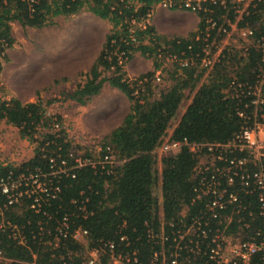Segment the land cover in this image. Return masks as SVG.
Returning a JSON list of instances; mask_svg holds the SVG:
<instances>
[{"label":"trees","instance_id":"16d2710c","mask_svg":"<svg viewBox=\"0 0 264 264\" xmlns=\"http://www.w3.org/2000/svg\"><path fill=\"white\" fill-rule=\"evenodd\" d=\"M158 2L0 0V59L4 60L6 50L14 42L13 22L42 27L57 16L82 11L110 22L111 28L91 66L76 73L82 76L81 80L63 99L86 106L108 83L131 102L122 122L103 136V142L111 146L118 162L111 168L70 169L73 159L69 154L75 147L62 128L54 131L53 116L47 114V106L55 103V99L45 102L40 98L32 102H22L17 97L0 99V123L16 127L20 136L34 145L33 155L25 162L0 163V177L40 172L50 190L49 195L40 199L39 206L33 208L31 197L4 206L6 197L0 193V253L12 264H87L85 247L102 249L100 264L118 255L132 258L133 254L136 262L130 264H170L172 258L177 264H214L208 257L212 235L217 230L224 229L226 234L242 230L237 216L224 228L206 206L209 196L196 197V154L183 147L164 155L158 166L153 151L171 128L172 139L226 143L246 123L251 125L258 120L260 112L250 103L253 97L249 91L264 70L261 49L255 45L245 50L225 48L210 68L201 66L206 48L212 53L211 43L222 40L224 34L218 31V25L233 19L232 9L219 2L205 1L196 12L200 21L195 31L186 37L167 38L147 22ZM254 3L239 25H253L252 38L264 37V4L260 0ZM177 5L179 2L174 7ZM135 54L152 59L154 69L161 66L160 60L164 58H177L165 70L163 87L152 84L153 71L133 81L125 77L123 66ZM1 64L0 60V70ZM76 74L55 77L51 83L72 81ZM136 89L138 97L133 95ZM60 120L61 116L56 115V121ZM227 154L245 155L237 150ZM51 158L55 160L54 167ZM61 159L66 161V171L54 173ZM55 186L58 191H53ZM239 193L242 203L254 212L252 219H246L249 228H243L249 235L264 225L256 215L254 194ZM229 211L230 207L221 213ZM63 217L67 218L68 234L55 241ZM194 220L201 222L208 238L195 235L192 243L188 237L180 239L178 234ZM78 227L87 231L85 245L71 236ZM108 242L114 244L112 251L103 248ZM195 245L201 253L188 251Z\"/></svg>","mask_w":264,"mask_h":264},{"label":"built area","instance_id":"2783aa9c","mask_svg":"<svg viewBox=\"0 0 264 264\" xmlns=\"http://www.w3.org/2000/svg\"><path fill=\"white\" fill-rule=\"evenodd\" d=\"M205 1L212 3L219 2L224 6L228 5L232 9L234 16L232 20H225L222 24L218 25V31L224 34V36L220 42L211 43L214 52L209 53V49L206 48L201 66L210 68L225 48L245 50L251 45H255L261 49V61L264 63V37L252 38L253 25H239L242 18L249 14L250 8L255 6V0H159L158 4L165 9H181L196 13L202 9V3ZM260 1L264 4V0ZM177 2H179V5L175 8L174 6ZM211 25L215 26V22H211ZM168 59L171 61L177 60L175 57ZM179 61L184 65L188 64L186 60L179 59ZM128 80L133 81L135 79ZM151 81L154 86L163 87L166 84L161 70H157L153 74ZM138 83L140 84L142 81H138ZM263 86L264 70L260 73L255 86L249 91L253 97L250 103L256 111L260 112L259 119L251 125L246 123L230 141L218 143L195 142L187 139L176 140L172 139L171 133L167 132L153 151L157 160H160L164 155L175 153L183 147L196 154L198 156L197 163L194 166V174L198 178V186L194 189L196 197H201L202 195L209 196L206 206L211 212L212 218H215L220 224L223 223L224 228L227 227L235 216L238 217V222H242V230L238 234H226L223 229L221 231L217 230L212 235L208 245V257L214 264H264V227L257 228L249 235L244 231L243 228H249V223L246 219H252L254 212L242 203L239 193V191H242L245 194H254L257 204L256 215L262 220L264 225ZM133 95L138 97L137 89L133 92ZM48 115L53 116L54 131L59 132V129L62 127L61 123L56 121V115ZM74 145H76L74 146L75 148L69 154L73 159V165L70 169L84 166L111 168L118 162L111 146L104 143L103 138L97 139L96 137L93 139L92 137H85ZM234 150L244 152L245 155L243 157L228 156L227 153ZM50 162L51 167H54L55 160L51 158ZM65 166L66 161L61 159L58 169L53 172H65ZM44 177V174L40 172L21 173L15 178L12 177L11 173L5 177H0V193L6 197L4 206H10L20 202L24 198L31 197V207H38L40 199L50 194ZM72 177H74L73 174ZM58 190L59 188L55 186L53 191ZM52 196L54 195L52 194ZM229 207L230 211L228 214L221 213ZM67 234V218L63 217L54 239L58 241L60 237H66ZM86 234L87 231L85 229L78 227L72 231L71 236L85 245L84 238ZM195 235L202 237V239L208 238V232L203 228L199 220H194L191 226L178 234L180 239L188 237L189 243L193 242L194 239L192 238ZM103 248L112 251L114 244L108 242L104 244ZM84 251L87 264H100L101 248L85 247ZM188 251L194 254L201 253L198 245L189 247ZM0 257L4 260L7 259L1 253ZM255 257H257V260L254 262ZM112 261H116V264H130L131 262H136V258L134 254L132 258L118 255L110 258L105 264H111ZM170 264H177L176 259L172 258Z\"/></svg>","mask_w":264,"mask_h":264},{"label":"rangeland","instance_id":"374dc122","mask_svg":"<svg viewBox=\"0 0 264 264\" xmlns=\"http://www.w3.org/2000/svg\"><path fill=\"white\" fill-rule=\"evenodd\" d=\"M11 28L14 42L12 47L6 50L7 60L0 59V99L17 97L22 102H32L40 98L45 102L54 98L55 103L47 106V112L61 116V127L73 146L85 137L103 138L104 134L100 132L102 130L96 131L95 127L103 123L104 131H107L110 126L116 124L117 119L104 114L94 120L91 126L88 119L94 112V104L81 106L71 99H63V96L71 92L81 80L82 76H77L76 73L86 71L91 66L111 28V23L82 11L71 16H57L51 24L42 27L22 26L13 22ZM129 61L123 66L125 77L136 79L137 77L130 78L126 75ZM166 62L170 63L166 65ZM171 65L172 61L165 58L164 73ZM135 66L134 61H130L129 69H134ZM75 74L72 81L51 83L55 77ZM49 83L51 85L44 89ZM116 94L119 93H105L100 101L95 103V106L100 108L97 112L106 113L102 109L108 100L119 103ZM33 148L34 145L22 138L16 127L0 123V163L25 162L33 155ZM157 162L159 166V160ZM9 262L11 260H0V264H10Z\"/></svg>","mask_w":264,"mask_h":264},{"label":"crops","instance_id":"0c3cea01","mask_svg":"<svg viewBox=\"0 0 264 264\" xmlns=\"http://www.w3.org/2000/svg\"><path fill=\"white\" fill-rule=\"evenodd\" d=\"M200 21V17L193 12L187 11V10H181V9H165L161 7L158 3L155 5L154 10L151 14V17L149 19V22L152 23L158 34L165 36L167 38H171L174 36H188L191 32L195 31L198 23ZM164 59L160 60L162 62L161 66L158 69H154L153 67V60L150 58H146L140 54H135V56L130 60L131 62L134 61V64H136L134 69H129V63L126 66V75L128 77H139L143 75L145 72L153 71L154 73L157 70H161L163 73V77L165 78L164 73ZM170 62H166L167 65ZM125 69V68H124ZM105 93L109 94H116L117 99L119 100V103H114L113 100H108L107 104L104 106L102 111H105L106 113H100L97 112L100 108H97L95 106V103L99 102L100 99L104 96ZM189 94V93H187ZM92 106L93 114L91 118L89 117L88 121L92 123L94 120H98L100 116L108 115L107 117H115L117 119V122L114 126H110V128L107 131H104V124H98L95 127L96 131H100L102 134L109 133L112 129L116 128L121 122L124 117V115L129 111L130 109V100L126 97L124 93L121 91L111 87L108 83H105L102 87L101 92L96 96V98L90 103ZM119 104V106H118ZM103 107V104L102 106ZM101 111V112H102ZM97 112V113H96ZM102 114V115H99ZM5 123V122H3ZM6 124V123H5ZM9 125V124H7ZM92 129V128H91ZM172 132V128L168 131V133ZM5 163V162H3ZM0 260H3L5 262L10 261L7 259H3L0 257ZM12 264L11 262H9ZM116 264V261H112L111 264Z\"/></svg>","mask_w":264,"mask_h":264}]
</instances>
